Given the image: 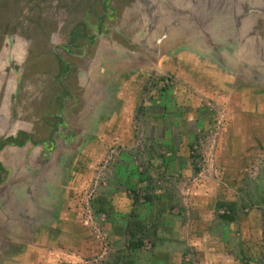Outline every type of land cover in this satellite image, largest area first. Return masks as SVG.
<instances>
[{
    "label": "rangeland",
    "instance_id": "1",
    "mask_svg": "<svg viewBox=\"0 0 264 264\" xmlns=\"http://www.w3.org/2000/svg\"><path fill=\"white\" fill-rule=\"evenodd\" d=\"M3 111L0 264H264V0H0Z\"/></svg>",
    "mask_w": 264,
    "mask_h": 264
},
{
    "label": "crops",
    "instance_id": "2",
    "mask_svg": "<svg viewBox=\"0 0 264 264\" xmlns=\"http://www.w3.org/2000/svg\"><path fill=\"white\" fill-rule=\"evenodd\" d=\"M119 95H121V94H119ZM121 97V96H120ZM252 108V107H251ZM121 110V109H120ZM247 110V109H246ZM256 111H258L257 113H258V115H260V111L258 110V108H257V106H256V109H255ZM254 110V111H255ZM121 111H123V110H121ZM252 110H250L248 113L249 114H251L250 112H251ZM253 111V112H254ZM252 112V113H253ZM260 112V113H259ZM115 114L114 113H112V116H111V120L113 121V123H114V121H115ZM6 119V121H8L9 122V126H8V129L6 130V131H0V140L3 138V137H5V136H8V135H10L11 137H17V133L20 131V130H22V131H24V132H28L29 131V129L28 128H26V127H19L16 123H17V121H18V117L17 118H13V116L10 114V115H8V114H6L4 111L3 112H1L0 113V122H2V120L4 121ZM15 124V125H14ZM25 124H28L27 122H25ZM120 124V123H119ZM15 126V127H14ZM239 126H241V124L239 123L238 124V127ZM16 135V136H15ZM179 137V136H178ZM184 137V136H183ZM182 136H180L179 137V141H183L184 140V138H183ZM163 138H165V136L163 137ZM175 139H176V137H175ZM183 139V140H182ZM17 140V139H16ZM21 140V139H20ZM26 140H28V139H26ZM178 140H176V142H179ZM23 142H25L24 144H26V146L27 145H31L30 143V141H24L23 140ZM160 142H163V141H160ZM261 145H262V147H264V143L263 142H259ZM15 147H18V145H16V146H14V145H2V146H0V164H1V166H2V168H3V170L2 171H4L5 172V176H2L3 174H1L0 173V179H1V181H0V222H1V227H0V239H3V237H4V234H3V229H4V225L2 224L3 222H2V215H3V207L5 208L4 209V213L5 214H9V215H12L14 218H17V216L20 214V212H19V210H16L15 208H14V205H11V203L9 202L10 200H12V201H15L16 202V206H20L18 203V198H15V197H13L12 195L14 194V192L15 191H17V188L20 186V184H22V182H23V178H22V176L23 175H25V174H27L28 173V169H29V166L27 165V164H24L23 163V161H21V163H17L16 161H15V163H16V165L17 166H13L11 163L14 161L12 158H8V156H9V151H11L12 149H16ZM33 147V146H32ZM5 149H8V153L7 152H5ZM32 155V154H31ZM34 158V154H33V156H32V159ZM23 159H24V157H23ZM14 168H17V170H19V173H16L15 174V172H14ZM18 172V171H17ZM134 172V171H133ZM133 172H129L128 174H127V178H129V179H133ZM135 173V172H134ZM4 177V178H3ZM128 179V180H129ZM7 206H9V207H7ZM20 219H22L21 218V216H20ZM8 222H10V224L12 223V220L11 219H9L8 220ZM10 229H14V231H12V232H17V233H20V234H15V236L17 237V240L18 239H20V238H27L28 237V235H29V230L28 229H22V228H18L20 231H18V230H16V226H14V225H10ZM25 230V231H24ZM31 232L33 233V235H32V237L33 238H35L36 236V233L34 234V231L33 230H31ZM6 237V236H5ZM17 243L19 242V241H16ZM19 244V243H18ZM27 246H29V245H27ZM161 251H165V252H169L167 249H166V247L165 246H162L161 248ZM26 251V250H25ZM27 253V252H26ZM25 264H29L28 262H25Z\"/></svg>",
    "mask_w": 264,
    "mask_h": 264
},
{
    "label": "trees",
    "instance_id": "3",
    "mask_svg": "<svg viewBox=\"0 0 264 264\" xmlns=\"http://www.w3.org/2000/svg\"><path fill=\"white\" fill-rule=\"evenodd\" d=\"M24 138L25 139H29V137H28V135H26V134H24ZM10 140V139H9ZM24 140V139H23ZM23 140H15V139H11L9 142H11V143H13V144H16V145H22V143H23ZM5 142H7V141H3L2 143H5ZM140 243V242H139Z\"/></svg>",
    "mask_w": 264,
    "mask_h": 264
},
{
    "label": "flooded vegetation",
    "instance_id": "4",
    "mask_svg": "<svg viewBox=\"0 0 264 264\" xmlns=\"http://www.w3.org/2000/svg\"><path fill=\"white\" fill-rule=\"evenodd\" d=\"M56 117L58 118L59 121H62V119H61V115L57 114ZM0 141H1V140H0ZM2 170H3V168H2V166H1V164H0V173H1ZM0 181H1V179H0Z\"/></svg>",
    "mask_w": 264,
    "mask_h": 264
},
{
    "label": "water",
    "instance_id": "5",
    "mask_svg": "<svg viewBox=\"0 0 264 264\" xmlns=\"http://www.w3.org/2000/svg\"><path fill=\"white\" fill-rule=\"evenodd\" d=\"M97 33V32H96Z\"/></svg>",
    "mask_w": 264,
    "mask_h": 264
}]
</instances>
